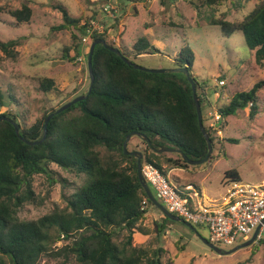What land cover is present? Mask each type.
Masks as SVG:
<instances>
[{
	"label": "rangeland",
	"instance_id": "obj_1",
	"mask_svg": "<svg viewBox=\"0 0 264 264\" xmlns=\"http://www.w3.org/2000/svg\"><path fill=\"white\" fill-rule=\"evenodd\" d=\"M261 1L169 0L162 5L160 0H0L4 7L0 12V39L16 41L14 56L0 50V93L7 97V105L2 106L0 112L15 115L22 127H29L44 112L88 90L90 47L85 45V35L75 25L65 22L63 9L80 20V25L96 16L90 22L103 23L106 29H111L109 37L119 36V40L112 39V43L146 68H177L179 51L188 43L195 53L192 73L203 86L202 93L210 100L205 112L220 110L236 92L248 91L256 82L264 80V60L256 62L242 31L226 34L210 20L216 17L241 21ZM24 5L32 9L29 21H17L6 12ZM108 5L111 12L105 11ZM116 18L118 27H114ZM172 23L175 26H171ZM142 37L156 48H151L154 54L135 55L134 44ZM77 47L80 54L76 52ZM44 77L55 80L51 92L46 93L40 87V79ZM221 79L225 80L224 85H220ZM216 91L220 97L215 95ZM211 133L213 151L206 162L190 164L187 168L165 166L172 184L182 190L191 184L195 198L207 206L220 202L235 181L225 177L227 172L236 171L240 178L236 181L240 182L258 183L264 178V85L258 92L254 116L250 107L238 109L225 117L222 128L211 129ZM128 148L142 151L145 144L133 136ZM98 149L104 161L112 155L103 147ZM168 156L175 155L168 152ZM50 169L49 174L34 176L36 198L18 209L21 219H38L55 209H65L68 200L87 179L84 173L63 169L55 163ZM149 186L155 194L154 188ZM157 199L164 204L161 198ZM146 210L145 217L136 224L128 250L145 249L147 256L152 257L155 250L162 249L164 264H264V244L253 243L221 255L204 243L203 239L210 238L205 224L194 223V231L182 222L166 220L154 206L149 205ZM117 233L116 242L121 246L127 243L128 232L119 230ZM252 235H240L235 244H219V247L232 249ZM72 240L61 236L51 243L50 251L43 254L37 264L73 263V256L67 259L55 254Z\"/></svg>",
	"mask_w": 264,
	"mask_h": 264
},
{
	"label": "trees",
	"instance_id": "obj_2",
	"mask_svg": "<svg viewBox=\"0 0 264 264\" xmlns=\"http://www.w3.org/2000/svg\"><path fill=\"white\" fill-rule=\"evenodd\" d=\"M167 1L160 0L162 5ZM3 10L0 5V12ZM6 12L21 22L30 20L32 9L24 5ZM63 17L83 35L88 33L90 20L97 18L92 17L80 25V20L72 18L65 9ZM210 23L220 26L226 34L242 31L248 48L254 51L256 62L264 60V0L241 21L213 17ZM114 24V27L119 26L118 18ZM171 26L175 25L172 23ZM110 30L94 31L85 45L90 47L93 40L103 38L118 47L109 37ZM15 45V40L0 39V50L6 55L16 54ZM133 48L136 56L154 54L151 48L156 50L144 37L138 39ZM123 50L121 48L123 55L131 59ZM76 52L81 53L79 47ZM178 58V67L187 68L196 82L203 123L206 120L204 125L213 146V128L205 117L210 100L205 92L202 93L203 86L192 73L195 53L188 43L181 47ZM92 66L94 83L90 94L55 114L48 123L46 138L40 143H25L17 136L12 123L0 120V264H37L40 257L50 251L51 243L61 236L73 240L55 254L67 259L73 256L75 260L71 264H164L162 249L155 250L149 257L145 249L127 248L131 245L136 224L145 217L146 207H157L148 198L138 177V157L126 154L123 143L131 132L149 138L152 145L136 136L145 144V149L140 151L143 164L151 163L165 175V166L187 168L190 164L180 153H172L173 157H167L168 152L159 153L157 149L162 146L179 149L192 160L204 158L208 144L199 128L192 85L182 72L137 69L103 44L96 45ZM40 81V87L46 93L55 87L53 78L44 77ZM263 85L264 80L258 81L250 90L236 92L219 112L228 117L238 109L250 107L254 116L258 92ZM5 98L0 93V108L7 105ZM58 108L44 112L29 127H22L16 116L9 112H0V117L17 121L21 135L37 141L44 136L46 118ZM229 141L236 142L235 139ZM99 147L112 154L107 161L102 159ZM52 163L84 173L87 179L68 200L65 209H55L38 219H21L18 209L36 198L34 176L49 174ZM225 177L235 181L240 179L236 171L227 172ZM119 230L129 234L127 243L122 246L116 242Z\"/></svg>",
	"mask_w": 264,
	"mask_h": 264
},
{
	"label": "built area",
	"instance_id": "obj_3",
	"mask_svg": "<svg viewBox=\"0 0 264 264\" xmlns=\"http://www.w3.org/2000/svg\"><path fill=\"white\" fill-rule=\"evenodd\" d=\"M111 10L109 5L105 7V11ZM104 29L103 23L90 22L88 33L83 38L84 42L88 41L94 31ZM112 39L117 41L119 36H113ZM224 84L225 80H220V85ZM215 95L220 97L217 91ZM205 117L209 126L215 130L225 121V117L215 109ZM142 173L170 212L191 224L206 225L211 243L217 246L233 245L240 235H252L259 228L255 243L264 244V178L258 183L233 181L220 202L207 206L195 198L196 193L191 184H187L185 190L180 189L155 165L142 164Z\"/></svg>",
	"mask_w": 264,
	"mask_h": 264
},
{
	"label": "water",
	"instance_id": "obj_4",
	"mask_svg": "<svg viewBox=\"0 0 264 264\" xmlns=\"http://www.w3.org/2000/svg\"><path fill=\"white\" fill-rule=\"evenodd\" d=\"M97 44H103L106 48L110 49L111 51H113V52L119 54L121 57H123V59L128 64H133L134 67L137 68V69H141V70H144V71H150V72H160V73L182 72V73H184L188 77V79H189V81H190V83L192 85L193 98H194L195 105H196L199 128H200L202 134L204 135V137H205V139L207 141V144H208V153L202 159L192 160V159L188 158L187 155L185 153H183L181 150L176 149V148H173V147L162 146V147L158 148L157 151L159 153H162V152L180 153L182 155L183 159L186 160L191 165H197V164H201V163L206 162L210 158V156L212 154L213 146H212V141H211L210 135L207 132L206 127H205V125L203 123L204 115H203V112H202V109H201V104H200V101H199L198 95H197L196 82L194 81L193 77L191 76V72L187 68H182V67L169 68V69H163V68H160V69H151V68L143 67V66H141V65H139L137 63H134L128 57L124 56L123 53L121 52V49L119 47H115V46H112V45L108 44L107 41L105 39H103V38H99V39L93 40L92 43H91V46H90L87 63H88V71H89L91 83H90V86H89V89H88L87 93L81 94V95H78V96L74 97L73 99H71L70 101L64 103L62 106H60L58 109H56L54 112H52V113H50L48 115V117L46 118L45 123H44V136H43V138L41 140L31 141V140H28L27 138H25L24 136H22L21 133H20V128H21L20 127V124L17 121H15L12 118H10V117L1 116L0 117V120H7L10 123H12V125L15 128V132H16L17 136L22 141H24L27 144L33 145V144H38L41 141H43L46 138V135H47L48 123H49L50 119L55 114L61 113L64 110H66L67 108H69L71 105L77 103L80 100L85 99L90 94V92L92 90V87H93V83H94V72H93V66H92V57H93V53H94V50H95V47H96ZM133 136L141 137V139H143V141H145L146 143H148L150 145H152V143L150 142L149 138H147L146 136H143L141 133H138V132H131L130 134H128L127 137H126V139H125V141H124V143H123L124 152L126 154H132V155H135V156L138 157V165H137L138 177L140 179V182H141V184H142V186H143V188H144V190H145L148 198L169 219H171L173 221L182 222L187 227H189L190 229L196 231V228L193 226V224L189 223L188 221H186L182 217H180V216H178V215L173 214L172 212H170L167 209V207L164 204H162L156 198V196L154 195L153 191L151 190L148 182L146 181V179L144 178V175L142 173L143 154L140 151H128V149H127L128 142H129V140ZM258 229L259 228L256 229V231L253 233V235H252V237L250 239H248L247 241L242 242V243L236 245L234 248L229 249V250H225V249H223V248H221V247H219V246L211 243L207 239H203V241H204V243L206 245H208V247H210L211 249H213L214 251H216L217 253H219L221 255H223V254H231V253H234V252H236L237 250H239L241 248H245V247L250 246L253 243H255V239H256V236H257V233H258Z\"/></svg>",
	"mask_w": 264,
	"mask_h": 264
},
{
	"label": "flooded vegetation",
	"instance_id": "obj_5",
	"mask_svg": "<svg viewBox=\"0 0 264 264\" xmlns=\"http://www.w3.org/2000/svg\"><path fill=\"white\" fill-rule=\"evenodd\" d=\"M213 250V249H212Z\"/></svg>",
	"mask_w": 264,
	"mask_h": 264
}]
</instances>
